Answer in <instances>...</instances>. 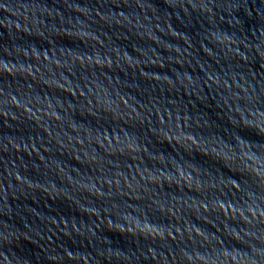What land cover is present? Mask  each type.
<instances>
[{"label": "water", "instance_id": "95a60500", "mask_svg": "<svg viewBox=\"0 0 264 264\" xmlns=\"http://www.w3.org/2000/svg\"><path fill=\"white\" fill-rule=\"evenodd\" d=\"M0 264H264V0H0Z\"/></svg>", "mask_w": 264, "mask_h": 264}]
</instances>
